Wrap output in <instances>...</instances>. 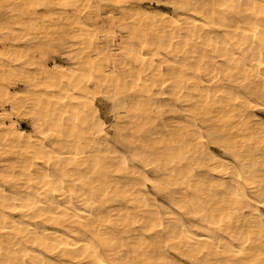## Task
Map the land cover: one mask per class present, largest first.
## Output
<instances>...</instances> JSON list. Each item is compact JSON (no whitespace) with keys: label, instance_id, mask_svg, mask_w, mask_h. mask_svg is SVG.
I'll list each match as a JSON object with an SVG mask.
<instances>
[{"label":"bare ground","instance_id":"1","mask_svg":"<svg viewBox=\"0 0 264 264\" xmlns=\"http://www.w3.org/2000/svg\"><path fill=\"white\" fill-rule=\"evenodd\" d=\"M30 1L27 15L51 7ZM110 1L70 5L86 2L103 23L94 4ZM151 2L132 5L143 23L169 27L167 39L137 40L123 27L121 41L84 33L89 50L64 48V62L44 54V115L24 110L17 87L28 91V77L0 74V264H264V0ZM94 54L109 70L131 55L142 86L104 95L126 126L109 127L90 95L101 85ZM171 56L200 67L194 113L177 102L190 84L149 83ZM80 67L92 75L80 80ZM153 100L167 104L162 124ZM77 119L89 134L70 129Z\"/></svg>","mask_w":264,"mask_h":264},{"label":"rangeland","instance_id":"2","mask_svg":"<svg viewBox=\"0 0 264 264\" xmlns=\"http://www.w3.org/2000/svg\"><path fill=\"white\" fill-rule=\"evenodd\" d=\"M49 1L51 7H39L38 17H35L26 14V11L34 6V1H30L29 3L31 4H24L22 0H0V74L13 75L15 73L25 78L28 77L30 80L29 83H31L28 91L24 90L25 85L21 83L17 87L18 90L24 92V110L26 112L36 110L41 115L46 114V96L43 90L48 84V81L47 79L41 78L43 72L40 64L43 61L44 54L60 62H64L65 58L62 53L64 48L75 45L79 53L82 50L88 51V38L84 33L86 35L92 33L97 37L105 36V38L115 36L118 41H121L119 33L125 27V33L132 36V33L135 32L137 40L145 36L157 39L163 37L167 39L171 36L168 32L169 27L164 28L163 26H151L150 24L143 23L138 12L139 7H135V4L132 5V0H111L106 4L95 3V9L93 11L103 14L105 17L103 23L90 17L92 10L88 9L86 2H82L78 9H73L70 5L73 0ZM151 3V0H142L143 6L150 5ZM63 4L66 7L65 10L59 8ZM119 4L121 7L117 6ZM167 8L173 10L172 7ZM111 9L118 13L114 16L116 18L110 19L112 16L107 15V12ZM133 27L136 29H133ZM25 35H29L30 38H27ZM20 36L22 37L19 39L18 37ZM118 56H114L110 60H117L122 54ZM88 57L96 61L99 56L94 54V56L91 57L89 55ZM130 57L131 55H124L123 60L127 61V66L123 70L118 65L116 68L109 70L106 67L104 59L96 61L97 66H100L99 69L101 70L102 67L104 70L100 71L96 68L93 71L95 79L101 85L99 87H96L97 85L95 84L91 85L90 95L95 97L97 104L100 106L101 114L109 127L111 125L123 127L128 124L116 116L111 102L104 97L106 94L105 91L107 89H116L120 95L126 96L124 94V88L136 90L142 86L140 79H136L132 71H130L128 64ZM160 62L162 63V72L158 74V71H154L149 75L154 81L150 79V85L156 82L159 83L158 80L160 79L161 85L167 88V91H172L179 84H181L180 87L185 84H190L184 87L188 90V93H185L184 97H181L182 100H177V102L179 105H184L188 108L186 112L194 113L195 109L189 110V107H192L193 102H195V84L197 82L202 84L201 76L196 75V72L200 71V67L197 65L195 58H192L191 63L186 69H181L180 63L177 62V59H172V56ZM82 68L80 67L78 72L80 80H84L92 75L93 72L90 73V70H82ZM39 82H42L41 86L35 87L33 85ZM160 88L157 92L161 91ZM100 90H103V92ZM136 100H134L135 103L133 105H137ZM142 104L145 105L144 102ZM165 105H167L165 101L157 103L154 100L149 104L148 109L160 124H162V121H165L161 113ZM132 116L133 118L137 117L136 114ZM194 118L195 116L193 115L192 120ZM19 121L23 126L31 129L28 119L21 118ZM188 123L189 121L185 120V124ZM70 129L80 133V136L89 134L88 131H85L86 123L82 122L81 119L73 120L70 124ZM154 132L155 130H152L153 135H155Z\"/></svg>","mask_w":264,"mask_h":264}]
</instances>
